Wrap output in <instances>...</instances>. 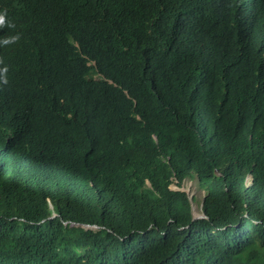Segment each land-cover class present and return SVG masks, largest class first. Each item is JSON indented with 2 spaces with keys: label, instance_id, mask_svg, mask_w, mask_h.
I'll use <instances>...</instances> for the list:
<instances>
[{
  "label": "trees",
  "instance_id": "16d2710c",
  "mask_svg": "<svg viewBox=\"0 0 264 264\" xmlns=\"http://www.w3.org/2000/svg\"><path fill=\"white\" fill-rule=\"evenodd\" d=\"M102 57L101 75L129 98L101 78L87 79L71 118L54 125L50 157L65 150L66 160L52 164L42 149L36 165L33 153L19 155L12 145L0 153V264H264V99L254 107L264 70L249 71L250 82L241 85L232 69L167 72L172 59L159 48L125 54L124 61L109 50ZM182 82L210 89L216 108L186 98ZM73 90L65 87L64 95ZM206 111L221 136L210 130L216 128ZM52 113H60L57 101ZM38 127L50 128L45 120ZM89 134L104 145L103 162L112 163L95 171L93 187L70 158ZM201 138L212 141L200 149ZM190 170L199 172L204 218L192 219L185 193L168 188L172 172L179 180Z\"/></svg>",
  "mask_w": 264,
  "mask_h": 264
},
{
  "label": "clouds",
  "instance_id": "9594fccd",
  "mask_svg": "<svg viewBox=\"0 0 264 264\" xmlns=\"http://www.w3.org/2000/svg\"><path fill=\"white\" fill-rule=\"evenodd\" d=\"M191 24L195 32H184ZM79 37L84 38L86 50ZM158 48L172 59L166 64L167 72L196 67L205 71L232 69L241 85L249 83V71L264 70V0H0V153L12 145L19 155L33 153L36 165L43 161L42 149H47L52 164L66 160L65 150L50 157L57 132L54 125L64 116L71 118V109L82 102L76 92L87 79L101 78L129 98L126 89L101 75L104 53L112 51L124 61L125 54L147 56ZM259 82H264V75L255 81L257 87ZM184 83L177 86L186 98L199 107L206 103L208 110L216 108L210 89L200 83ZM171 85L166 92L170 93ZM65 87L74 89L69 99ZM263 92L264 88L258 87L254 107L263 102ZM55 101L60 104L58 117L52 113ZM205 116L216 128L210 130L221 136L224 130L219 122L207 111ZM42 120L48 130L39 129ZM101 121L110 123L106 117ZM75 128L82 132L80 126ZM152 138L157 141L154 135ZM89 139L78 143L70 158L77 170L88 171L82 180L93 187L95 171L108 170L112 163L103 162L104 145L93 135L89 134ZM208 139H199L200 149L202 144L209 145L212 140ZM162 159L168 163L170 156L162 155ZM198 174V170H190L178 180L172 172L168 188L184 192L191 205L193 194L181 188V183L194 177L198 186ZM244 182L252 183L250 173ZM145 185L150 186L147 179ZM203 196L200 213L191 207L192 219L206 217L201 209ZM69 224L97 228L87 223Z\"/></svg>",
  "mask_w": 264,
  "mask_h": 264
},
{
  "label": "rangeland",
  "instance_id": "374dc122",
  "mask_svg": "<svg viewBox=\"0 0 264 264\" xmlns=\"http://www.w3.org/2000/svg\"><path fill=\"white\" fill-rule=\"evenodd\" d=\"M185 187V188H184ZM181 188L187 190L194 199L191 201L192 211L194 213H200V204L202 201L203 191L197 186L194 177H186L182 180Z\"/></svg>",
  "mask_w": 264,
  "mask_h": 264
},
{
  "label": "water",
  "instance_id": "95a60500",
  "mask_svg": "<svg viewBox=\"0 0 264 264\" xmlns=\"http://www.w3.org/2000/svg\"><path fill=\"white\" fill-rule=\"evenodd\" d=\"M84 227H88V226L84 225Z\"/></svg>",
  "mask_w": 264,
  "mask_h": 264
}]
</instances>
